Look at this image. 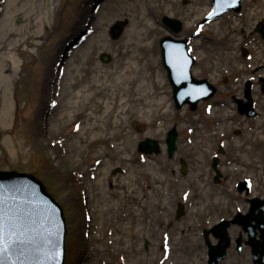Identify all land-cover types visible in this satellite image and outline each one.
Here are the masks:
<instances>
[{"label": "rangeland", "instance_id": "rangeland-1", "mask_svg": "<svg viewBox=\"0 0 264 264\" xmlns=\"http://www.w3.org/2000/svg\"><path fill=\"white\" fill-rule=\"evenodd\" d=\"M85 1L50 0L51 20L46 26L37 28L30 24L25 13L29 3L12 0L7 8L6 0H0V20L7 12L6 17L11 19L5 25L9 26L6 30L24 29L27 37L36 35L20 48L22 58L16 63L17 68L14 67V82L10 81L6 88L0 82V171L33 175L61 205L67 224L65 264H124L126 259L128 264H152L151 261L160 264L161 244L177 252L173 254V261L165 264H205V249L200 239L202 228L246 207L245 195L236 191V183L250 178L255 184L253 195L264 196V124L256 129L257 123L264 121V95L258 88L254 90L261 117L239 126L235 125L238 115L230 98L238 96L246 78L264 77V70L254 71L256 67L264 66V40L259 37L258 47L249 48L250 61L243 59L241 54L244 41L253 39L255 25L264 18V0H246L242 17L228 14L205 27L201 37L194 41V55L198 58L195 76L210 79L219 91L214 101L224 102L226 99L230 106L213 109L212 115L205 113L210 102L202 103L196 112L187 108L183 111L176 109L159 46L160 40L166 36L193 39V31L210 10L212 0H167L171 3L165 2L162 7L154 3L152 18L156 36L151 39L155 38V58L164 72L167 108H155L144 116L143 111H139L141 107L133 110L132 106L128 115L122 117L123 127L116 129L114 119L112 129L105 133L100 132L106 128L104 122L96 120V117L101 119L104 116L105 110L92 114L96 107L89 106L95 92L78 93L84 90V82L80 88L71 85L74 83L73 71L77 73L76 69L81 65L98 64L104 68L114 65V48L98 49L102 29L73 62L70 73L61 80L66 85L60 108L54 111L51 103L45 106L54 91V79L49 73L51 59L57 52L59 74V70L71 60L72 53L81 47L79 41L82 39L85 43L89 37L86 30L92 27L102 6H105L108 19L112 7L119 1H122L124 13L126 11L119 17H111L112 21L105 27L108 44H119L133 25L135 9L132 0H92V21L84 20L79 12ZM165 16L182 22L183 28L178 35L171 34L163 25ZM19 18L22 23L17 24ZM118 21H127L128 25L121 37L114 40L112 30ZM102 54L110 56L109 63L101 60ZM5 64L0 58V77L8 75ZM7 70L12 72V69ZM7 89L12 100L10 108L5 107ZM129 108L130 104H127L125 109ZM225 116L229 121L226 125L224 120L223 130L217 124ZM95 124L100 130L93 133L106 139L88 146L86 141L93 138L91 131ZM83 127L86 129L80 132ZM173 128L179 133L178 151L174 159H169L165 138ZM248 128L253 132H245ZM189 129L196 132L190 134ZM128 133L131 134L129 142ZM148 138L160 142L161 154L146 156L138 152L139 142ZM220 145L225 150L220 156L224 179L215 183L211 162ZM241 150L242 155L239 154ZM181 159L188 165L186 175L181 173ZM118 169L122 172L115 174ZM100 173V179L95 180ZM129 180L137 181L138 187L142 186V195H146L144 201L131 199V190L127 186L122 188ZM158 198L164 203L160 210L156 206ZM180 203L186 206V215L176 220ZM102 209L109 212L102 214ZM131 212H135V217ZM87 214L92 216L93 222L86 221ZM119 227L122 235L115 232ZM163 233L165 239L162 241ZM145 242H148V250H145ZM128 246L131 248L125 250ZM231 264H235L233 260Z\"/></svg>", "mask_w": 264, "mask_h": 264}, {"label": "bare ground", "instance_id": "bare-ground-1", "mask_svg": "<svg viewBox=\"0 0 264 264\" xmlns=\"http://www.w3.org/2000/svg\"><path fill=\"white\" fill-rule=\"evenodd\" d=\"M10 1L12 0H6L7 8L9 7ZM23 1H26L27 4H30V7H27V9L25 10L30 24L36 26L37 28H40L42 27V25L46 26L48 24V21L50 22L51 13L48 9L50 0ZM132 1L133 8L135 9L132 15L134 17L132 22L133 25L127 31L126 37L121 40L119 44H108L104 33L105 27L109 25L114 17H119L126 13V11L124 13L123 5H121L122 1H119L116 6L112 7V13L110 14L109 19L105 17L107 14L106 12H104L105 6H102L100 8L97 17L94 18L93 25L90 28L91 30L89 31V37L87 38L85 43L81 45L80 48L76 49L72 53V58L70 60L71 62H66L65 67L62 70H59V74L57 66L60 59L58 53L56 52V55H54V57L51 59L49 66V73L51 74V78L54 79V91L53 93L51 92L52 94L48 99L46 98L48 101L46 100L47 103L45 104V106L50 103H54L55 106H51L52 108H55L54 111L60 108L61 97H63V91L66 85L64 81L61 82V80H63L65 76L70 73L73 62L79 57L80 53L85 49L87 44L92 42L97 32L99 30L101 31L102 29L103 33L100 32V34H102V39L100 40L99 44L97 43L98 49L114 48V51L116 52V60L114 62V65L110 68H104L98 64L88 67H84V65H81L76 69L77 73L73 71L74 83L71 84L75 88H80L82 86L81 83H86L84 90L78 91V93L84 94L83 91L95 92L94 98L90 102L89 106L96 107V110L92 111V114L94 112H100L102 109L105 110L104 116L101 119L96 117L97 122H104L106 127L100 132L105 133L107 131H110L112 129V122L114 121V119L116 129L122 128L124 125V120L122 117L128 115V113L131 111L130 109L132 108V106L133 110H135L138 106L141 107L139 111H143L144 116H146L149 111H153L155 108L156 110L167 108L165 97L166 92H164V90L166 89V84L164 83V72L159 66L158 60H156L155 58V38L151 39L153 36H156V29L152 18V13L155 9L154 6H156V4L160 5V7H162V5L165 6L164 3L167 0ZM91 2L93 1L86 0L79 8V12L83 16L84 20L92 21V17L90 16ZM166 3L170 4L171 2ZM7 15L8 12L5 13L4 17L0 20V24L4 22L2 25H0V38L2 37V40L0 41V49H2V51L0 52V58H3L5 60V63H7L5 64V72H8L7 76L0 77V82L5 85V88L9 86L8 83L10 81L14 82L12 73L14 72V67L17 65L16 63L20 61L19 59L22 58V56L20 55L22 54L20 48L24 44H29V40L35 38L36 36L28 35L27 37L26 31L24 29H20L15 32L10 31V29L6 30L9 26L5 25H8L9 21L11 20L10 18L6 17ZM61 46L62 45L57 48L58 51L61 50ZM9 57L11 59H9ZM22 62L23 61H21L20 63ZM7 69H12V72ZM6 91L7 94L5 98V107L10 108L12 100L10 98V94L8 95V89ZM127 104H130L129 109H125V107H127ZM6 112H9V110L7 109ZM115 113L117 114L115 115ZM66 118L69 119L68 117ZM240 119L238 120V122L240 121ZM5 121L8 123V116H6ZM245 121L249 123L255 122L254 119H247ZM257 124L258 125L256 129H258V127H261V125L264 124V121H259ZM84 129L86 128H81L80 132H82ZM95 130H100L97 124L94 125L91 133H93ZM250 132L253 131H249L248 133ZM92 135L93 138L90 141H86L88 146L106 139V137H100L98 133H93ZM252 135H254V133ZM130 137L131 134L128 133L126 135L128 142L130 140ZM87 138L89 137L87 136L86 140ZM113 138L116 137L113 136ZM99 170H102V168ZM101 175L102 173L96 175L95 180L100 179ZM137 183V181L135 182L134 180H129L128 184L123 185L122 188L126 189L127 186L128 189L131 190V199L138 200L137 202H139L140 199H142L140 201H144L146 196L142 195L144 194V189H142V186L138 187ZM160 184L161 183H158V185ZM135 186H137V188ZM161 204L162 206H164V203L160 202L158 198L156 201V206L159 210L161 209ZM107 210L108 209H102V214L109 212ZM115 210L117 209H114V211ZM134 213L135 212H131V214H133V216L135 217ZM87 217L90 218V222H93V218L90 214H88ZM136 217L138 218V215H136ZM90 226L91 224H89V227ZM115 232L117 233V235H122L121 227L115 229ZM112 235H114V233ZM115 241L120 242L119 239H115ZM89 247L95 248V246L91 245H89ZM129 248L131 247H125V250H129Z\"/></svg>", "mask_w": 264, "mask_h": 264}, {"label": "water", "instance_id": "water-1", "mask_svg": "<svg viewBox=\"0 0 264 264\" xmlns=\"http://www.w3.org/2000/svg\"><path fill=\"white\" fill-rule=\"evenodd\" d=\"M164 23L173 32L180 31L178 21L165 18ZM125 25L126 22H119L116 25L115 28L119 29V32L114 35L115 39L120 36ZM163 43L162 41V50ZM162 52L166 66L165 52L164 50ZM102 59L104 62L110 60L106 55H103ZM169 78L174 89V99L179 109L184 104H190L194 109L200 99H208L213 95V89L206 81L181 79L174 82L172 76L169 75ZM190 82L206 85L210 89L209 93H202L201 97H192L188 92H184ZM177 136L175 130L168 134L167 144L170 158L174 157L177 150ZM139 151L146 154H159L158 141L146 140L141 142ZM216 166L217 160L214 164V167ZM182 172H186L185 166ZM180 215H182L181 208ZM0 216L3 217L4 225L3 246L7 248L8 245H12L10 249L0 253V264L65 263L66 222L63 211L47 193L45 186L33 175L14 171H0Z\"/></svg>", "mask_w": 264, "mask_h": 264}, {"label": "flooded vegetation", "instance_id": "flooded-vegetation-1", "mask_svg": "<svg viewBox=\"0 0 264 264\" xmlns=\"http://www.w3.org/2000/svg\"><path fill=\"white\" fill-rule=\"evenodd\" d=\"M248 46V45H247ZM252 46H256L257 44L255 43V41L252 42ZM259 89L258 84H254L253 86V90L255 89ZM231 89V88H230ZM235 89L238 90V88L235 87ZM240 93L238 94V96H232L231 98V102H233V107H234V112L241 118H255L258 115V109H259V103L256 101L255 99V94L252 91V95L254 96V115L252 116H248L245 113H240V104L242 105V103H246L245 95L247 94L248 90L245 89L244 85L242 84V89L239 91ZM219 93V91L217 92V94ZM226 103V99L224 102H215L213 105L214 107H224ZM227 107V106H226ZM238 134V133H237ZM242 149V148H240ZM239 150V149H238ZM240 155H242V150L239 151ZM224 177V176H223ZM222 177V178H223ZM224 179V178H223ZM243 181V180H242ZM242 183V182H241ZM236 190L238 191L240 188H242V185H236ZM243 189H245V187H243ZM248 200L249 198H246V203L248 204ZM246 204V207L243 211V213L245 214L248 208V205ZM233 215L229 216V214H227V217H221L218 218L216 220V222H214L213 224H211V226H204L201 230V235L202 237L200 238L203 242V246L205 249V264H207V254L209 249H214L215 251L218 250L221 247H225L226 248V257L225 259L222 261L221 264H231V261L233 260L235 264H258L255 260V254L254 251L256 252L258 251H263L262 250V246L264 245V230L263 228H261L255 221L251 220V224L250 227L244 223L241 224H236V225H231L230 227H228L227 231V238H228V243L225 242V240L223 239V234L221 229H217L215 232L209 233V232H205L206 229H213L212 226L217 224L220 220H233ZM218 234V236L216 235ZM255 244V245H254ZM258 246V247H256ZM145 250H148L145 248ZM162 251H165L164 249H162ZM168 252L170 253V256L167 260L166 263H168V261H173L172 257L173 254H177L176 250L174 248H171L168 250ZM128 263V262H127ZM150 263L153 264V261H151Z\"/></svg>", "mask_w": 264, "mask_h": 264}, {"label": "snow or ice", "instance_id": "snow-or-ice-1", "mask_svg": "<svg viewBox=\"0 0 264 264\" xmlns=\"http://www.w3.org/2000/svg\"><path fill=\"white\" fill-rule=\"evenodd\" d=\"M4 225H3V217L0 216V253H3L4 251L11 248L12 245H8L7 248L4 247Z\"/></svg>", "mask_w": 264, "mask_h": 264}]
</instances>
